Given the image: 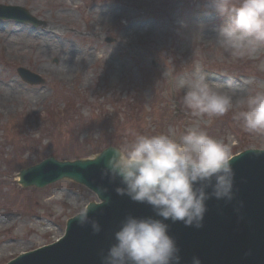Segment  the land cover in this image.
<instances>
[{
  "label": "rangeland",
  "instance_id": "374dc122",
  "mask_svg": "<svg viewBox=\"0 0 264 264\" xmlns=\"http://www.w3.org/2000/svg\"><path fill=\"white\" fill-rule=\"evenodd\" d=\"M0 4L25 7L47 22L34 28L0 20V216L14 220L0 225L1 249L12 246L0 250V264L63 236L76 213L70 199L86 205L97 199L69 179L43 188L20 184L21 171L49 157L89 158L123 146L133 131L155 135L171 128L178 136L193 127L229 145L232 156L264 149V134L246 132L234 118L243 110L238 100L264 91V49L240 58L218 47L221 19L207 14L209 0ZM132 28L136 34L130 35ZM108 37L115 42L107 43ZM71 50L74 61L65 68ZM18 67L40 73L46 83L26 82ZM197 67L211 85L233 96V108L223 116L193 115L181 101L184 90L163 76Z\"/></svg>",
  "mask_w": 264,
  "mask_h": 264
},
{
  "label": "clouds",
  "instance_id": "9594fccd",
  "mask_svg": "<svg viewBox=\"0 0 264 264\" xmlns=\"http://www.w3.org/2000/svg\"><path fill=\"white\" fill-rule=\"evenodd\" d=\"M211 12L221 19L215 29V43L233 57L253 56L264 49V0H209ZM173 87L183 89V105L193 115L223 116L233 108V96L211 85L206 74L196 68L191 73L166 71ZM243 110L234 117L248 133L264 134V91L236 102ZM123 146L113 147L103 174L119 181L115 191L133 203L146 204L154 215H128L114 233V243L102 256L101 264H182L183 257L170 225L182 222L186 227H203L207 201L231 202L235 198L232 153L229 145L202 129L193 127L176 135L131 133ZM91 161L96 156L89 157ZM211 189V191H209ZM105 199L98 193L95 205ZM68 203L76 209L74 218L89 223L91 205L75 199ZM94 232L100 231L92 221ZM191 264H203L193 256Z\"/></svg>",
  "mask_w": 264,
  "mask_h": 264
},
{
  "label": "water",
  "instance_id": "95a60500",
  "mask_svg": "<svg viewBox=\"0 0 264 264\" xmlns=\"http://www.w3.org/2000/svg\"><path fill=\"white\" fill-rule=\"evenodd\" d=\"M0 19L46 25L26 9L15 6L0 5ZM18 72L28 83L44 82L25 68H19ZM112 155L113 148L109 147L95 161H59L51 157L22 171L24 186L41 188L69 178L101 194L106 202L101 206L91 204L89 223L81 225L78 218L70 219L66 235L59 242L23 254L9 264H101L126 216L154 215L150 206L133 203L127 196L116 193L119 181L103 174ZM231 164L235 198L231 202L209 199L202 228L167 221L170 235L181 249L182 264H191L193 256L200 257L203 264H264V150H246L232 157ZM92 221L98 222L99 232L93 231Z\"/></svg>",
  "mask_w": 264,
  "mask_h": 264
},
{
  "label": "bare ground",
  "instance_id": "6f19581e",
  "mask_svg": "<svg viewBox=\"0 0 264 264\" xmlns=\"http://www.w3.org/2000/svg\"><path fill=\"white\" fill-rule=\"evenodd\" d=\"M133 28H135V27H133ZM133 28H132V31H130V35L131 34H136V31H133ZM146 32V31H145ZM145 32H143V34H145ZM74 54V52L71 50L70 51V58L68 59V62H66V65H65V68L67 67V66H70V63H72L73 61H74V59L72 58V55ZM213 80V79H212ZM214 81V80H213ZM233 85V84H232ZM239 86L240 85H237V88H236V90L239 88ZM57 160H59L58 158H57ZM76 159H71L70 161H75ZM60 161V160H59ZM13 222H14V220H13V218H10L9 216H0V225H4V224H9V225H11V224H13ZM48 231V228H44V230L42 231L43 233H46ZM6 243V242H5ZM4 243V244H5ZM32 245V244H31ZM12 248V246H10V245H8L7 243L5 244V245H3V247H2V249H1V247H0V250H4V251H7V249L9 250V249H11ZM15 250V249H14Z\"/></svg>",
  "mask_w": 264,
  "mask_h": 264
}]
</instances>
